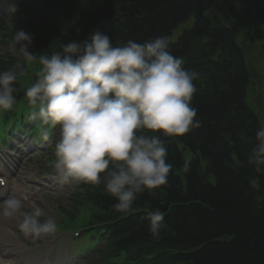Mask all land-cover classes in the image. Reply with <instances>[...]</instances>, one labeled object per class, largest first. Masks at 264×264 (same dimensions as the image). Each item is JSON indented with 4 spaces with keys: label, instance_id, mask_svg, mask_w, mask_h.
Segmentation results:
<instances>
[{
    "label": "trees",
    "instance_id": "1",
    "mask_svg": "<svg viewBox=\"0 0 264 264\" xmlns=\"http://www.w3.org/2000/svg\"><path fill=\"white\" fill-rule=\"evenodd\" d=\"M48 1L39 5L43 22L25 20L7 28L3 38L23 30L34 38L30 51L40 54L76 35L84 42L95 32L113 45L169 36L172 54L200 74L192 104L201 127L183 137L157 133L173 165L167 186L142 193L127 215L113 210L117 201L103 184L92 187L84 202L98 209L93 207V221L122 240L121 251L156 256L152 264H264V172H256L251 161L261 124L247 102L249 49L237 42L248 24L255 27L253 39L264 40V0ZM189 19L192 24L173 41L174 28ZM14 63L1 57L0 71ZM155 209L164 213L166 225L158 238L146 218Z\"/></svg>",
    "mask_w": 264,
    "mask_h": 264
},
{
    "label": "clouds",
    "instance_id": "2",
    "mask_svg": "<svg viewBox=\"0 0 264 264\" xmlns=\"http://www.w3.org/2000/svg\"><path fill=\"white\" fill-rule=\"evenodd\" d=\"M9 11L14 13L15 6ZM33 40L23 30L7 39L15 63L0 71V111L14 108L20 77L38 64L36 80L24 96L44 141L58 126L54 167L60 182L103 184L117 201L113 210L129 214L142 193L154 194L168 184L173 165L157 133L183 137L201 127L192 104L200 74L172 54L169 36L113 45L107 35L95 32L82 44L61 43L40 54L30 51ZM251 161L256 172H264V124L256 132ZM188 170L185 163L183 171ZM4 183L0 178V186ZM43 215L39 207L26 211L23 200L13 196L0 202V217L16 221L26 237L57 232L55 218L41 220ZM146 218L158 238L166 227L164 213L151 210Z\"/></svg>",
    "mask_w": 264,
    "mask_h": 264
},
{
    "label": "rangeland",
    "instance_id": "3",
    "mask_svg": "<svg viewBox=\"0 0 264 264\" xmlns=\"http://www.w3.org/2000/svg\"><path fill=\"white\" fill-rule=\"evenodd\" d=\"M15 1V0H13ZM10 4V2L8 1ZM5 5V4H4ZM11 6V4H10ZM4 16L5 14L0 12V17ZM5 17V16H4ZM11 18L13 17V13L10 16ZM192 22L191 19L185 21L184 23L180 24L176 28H183L186 25H189ZM253 22V19H252ZM4 26V22L2 19L0 20V29L1 27ZM254 26L248 24L246 28L238 35L237 37V42L241 47L248 48V54H247V61H248V66L251 70L252 77L248 86V97H247V102L248 104L253 108L255 113L257 114L260 124H264V54H263V44L264 40L263 39H253L254 37ZM2 54H8L6 47H0V55ZM10 55V54H9ZM11 56V55H10ZM38 67V64H33L28 67V70H34ZM0 119V140L2 138V133L4 132V129L2 127ZM9 142V141H8ZM13 142L16 145H22L18 140L14 138ZM9 151L12 154H16L15 149H9ZM22 157V156H21ZM20 157V158H21ZM20 164H23L20 162ZM23 167H26L24 164L22 165ZM45 166V164H44ZM23 170V169H22ZM70 189H66L64 192L60 193L57 196H52V197H47L46 199L43 198V201L40 202V209H42L44 215L41 217V220H45L49 217H54L56 222H57V229L61 230V232H57L56 234L58 235L54 244H56L58 247H62L63 245H68L69 247L67 248V257L71 258L69 262L75 263V264H87L84 261V257H78L77 253L75 254V251L73 248L70 246V239L73 237L71 233H68L69 230H74L75 227L81 226L84 224V215L87 213L85 212L84 208L79 207L77 209L76 214H74V219H71L67 216H65L63 213L59 211V208L62 207L63 209H66L68 207V202H69V196H70ZM36 208V207H35ZM72 209V208H71ZM2 223L4 221L0 217V230L1 232L6 235L7 231L10 229L7 228L9 225L6 223L4 226H2ZM59 225V226H58ZM60 227H63L61 229ZM71 228V229H70ZM21 240L23 241L26 237L21 236ZM10 242L13 241H20V238L15 240V239H9ZM25 241V240H24ZM23 245V243H22ZM88 254V252H87ZM87 254H85L87 256ZM83 258V259H82ZM83 260V261H82Z\"/></svg>",
    "mask_w": 264,
    "mask_h": 264
},
{
    "label": "bare ground",
    "instance_id": "4",
    "mask_svg": "<svg viewBox=\"0 0 264 264\" xmlns=\"http://www.w3.org/2000/svg\"><path fill=\"white\" fill-rule=\"evenodd\" d=\"M5 184H6V183H5ZM1 243L4 245V244H5V240L2 239V240H1ZM0 254H1V255H6V253L2 252L1 249H0ZM12 264H16V263H12Z\"/></svg>",
    "mask_w": 264,
    "mask_h": 264
}]
</instances>
